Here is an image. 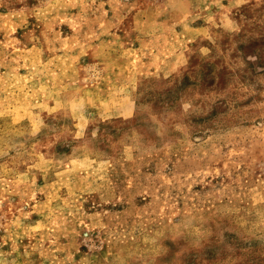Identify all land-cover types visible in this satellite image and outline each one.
<instances>
[{"label": "rangeland", "instance_id": "1", "mask_svg": "<svg viewBox=\"0 0 264 264\" xmlns=\"http://www.w3.org/2000/svg\"><path fill=\"white\" fill-rule=\"evenodd\" d=\"M0 264H264V0H0Z\"/></svg>", "mask_w": 264, "mask_h": 264}]
</instances>
